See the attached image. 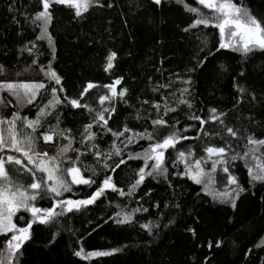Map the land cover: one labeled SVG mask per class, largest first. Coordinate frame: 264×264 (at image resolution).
<instances>
[{
	"label": "trees",
	"instance_id": "obj_1",
	"mask_svg": "<svg viewBox=\"0 0 264 264\" xmlns=\"http://www.w3.org/2000/svg\"><path fill=\"white\" fill-rule=\"evenodd\" d=\"M29 1L41 7L39 0ZM184 2L208 12L196 0ZM234 2L243 4L264 21V0ZM8 3L9 0H0V18L6 12ZM100 4L103 6L91 7L83 18H75L74 11L63 5L51 9L53 20L48 31L53 37L55 58L47 41L36 40L39 27L32 24L30 42L35 43L36 48L28 53L37 61L35 69L41 73L39 65H47L51 61L52 67L63 78L66 93H60L61 97L67 94L76 98L87 83L97 85L82 101L94 110L102 107L99 96L107 93L102 85L120 77L122 80L117 90L127 89L126 97L123 100L117 97L111 102L105 101L103 105H115L116 112L109 120L113 130L126 124L136 132L153 131L151 121L157 117V110L152 105L160 104V114L163 115L167 102L168 107H175L176 111L168 112L164 119L169 126L175 124L176 130L189 139L181 140L176 149H169L165 153L169 170L167 179L146 177L134 197H121L115 192L106 191L96 203L80 211L66 213L52 225H33V239L25 243L17 264H264V248L256 247L264 237V183L252 185L249 182L244 160L238 159L230 165L231 174L241 187L248 189L241 193L235 209L231 205L213 201L204 195L200 185L176 175L183 170L182 164L176 167L172 165L177 150L191 147L198 158L205 143H222L217 135L196 138L200 131L199 122L188 119L189 113L203 118L209 115L210 109L215 108L226 113L224 119L229 126L264 138V52L256 50L245 56L231 49L216 51L218 29L200 25L184 31L195 17L176 0H162L159 6L153 4L152 0H100ZM108 4L112 7H108ZM30 42L29 48L32 47ZM208 49L213 50V55L208 56L203 65L196 67L197 59L207 56ZM109 50L115 51L117 57L114 67L105 72V56ZM192 68L195 70L189 71ZM41 75L43 81L49 84L43 73ZM185 80H191V84L184 83ZM238 87L245 88L247 92L241 103L237 104L240 95ZM185 88L188 92L183 98L192 105L191 108L178 103L180 92ZM248 93L255 95L256 100L253 101ZM3 97L5 101L12 100V105H7L5 116L19 111L21 116L30 119L35 118L39 108L50 98L47 94L38 96L33 104L17 108L10 96ZM57 117L60 128L71 129L76 137L73 149L78 148L83 153L79 164L83 175L91 176L99 183L105 171L92 152L79 142V133L85 124L91 122V116L84 109L62 104L53 120L37 130V135L49 125H55ZM204 129L215 132L220 126L209 121ZM170 130L167 127L161 132L167 135ZM92 131L96 133L93 143L101 151H108L113 143L111 133L97 126ZM60 139L54 136L53 141L47 144L42 139L38 140L43 147H56ZM148 143L141 140L138 144H131L126 154L141 152ZM232 143L235 151L242 155L246 141ZM67 156L75 158L76 153L70 151ZM142 164L141 160L134 159L117 169L113 174L117 186L127 191ZM21 179L27 182L28 177ZM216 180L223 188L226 184L225 174L218 171ZM95 187L73 186V193H67L64 197L82 199ZM145 192H149V195L145 196ZM165 204H179L180 208H165ZM154 205H159V208ZM37 206L49 207L50 203L47 199L39 200ZM140 206L148 211L135 213L134 223L117 225L109 219L122 209L131 211ZM23 215L27 218L26 213ZM142 224L151 226L152 235L141 228ZM53 233H56L55 240L49 243ZM217 242H220L219 247ZM2 246L3 240L0 239V251L3 250ZM80 248L85 253L112 248H122V251L110 256L81 259L74 255ZM249 249L252 251L248 252Z\"/></svg>",
	"mask_w": 264,
	"mask_h": 264
},
{
	"label": "snow or ice",
	"instance_id": "obj_2",
	"mask_svg": "<svg viewBox=\"0 0 264 264\" xmlns=\"http://www.w3.org/2000/svg\"><path fill=\"white\" fill-rule=\"evenodd\" d=\"M161 2L162 0H152V3L158 6ZM176 3L182 5L185 11L194 14L195 17L188 28L183 29L184 31L200 25L205 28L211 26L218 29L219 41L216 51L231 49L245 56L256 50L264 52V21L253 15L251 10L243 4L234 2V0H196L198 5H202L204 9L208 10V12H203L200 8L189 6L184 0H176ZM39 4L42 6L41 10L37 11L32 18V23L39 27V35L36 40L47 41L53 58H55L54 42L48 31V26L53 20L51 9L57 5H63L74 11L75 18H83L91 7L103 6L100 4V0H39ZM108 7H112V5L108 4ZM9 11H11V6ZM30 43L32 47L25 46L23 51L33 52L36 44ZM212 55L213 50L208 49L207 56L197 59L196 67L203 65L208 56ZM116 57L115 51H108L105 56V72L114 67ZM32 64L36 65L37 61L33 59ZM221 67L223 66L221 65ZM0 70H2V66H0ZM39 70L43 73L45 80L50 82L49 84L43 81H0V92H6L12 97L17 108L25 104H33L38 96L47 94L50 97L47 98V103L39 108L34 119H30L28 116L22 117L19 111H12L10 116L0 117V239L3 240L0 264H17L19 257L22 256L25 243L33 239V225H52L58 217L66 213L80 211L81 208L96 203L106 191L115 192L121 197H134L146 177L167 179L169 170L166 166L165 153L169 149H176L181 140L189 139L176 130L175 124L169 126L168 121L164 119L168 112L176 111L175 107H168L167 102L163 108V115L160 114V104L152 105L157 110V117L151 121L153 131L136 132L126 124L122 128L113 130L109 126V120L116 112L115 105L110 104L109 107H103V105L105 101L111 102L117 97L123 100L126 97L127 89L117 90V85H120L122 80L120 77L110 84L102 85L107 93L99 96V103L102 107L94 110L89 104L82 101L85 95L97 85L91 82L87 83L76 98L67 94L61 97L60 93H66L62 84L63 78L52 67L51 61L47 65H39ZM194 70V68L189 69V71ZM184 83L191 84V80H185ZM187 92V88L180 92L178 103L186 104L188 108H191L192 105L183 98ZM246 92L245 88L238 87L240 95L236 100L237 104L241 103ZM248 95L253 101L256 100L255 95L251 93ZM5 103L12 105V100L0 99V104ZM144 103L147 104L148 101H144ZM61 104L69 105L74 109H84L91 116V122L85 124L83 131L79 133V142L92 152L94 159L105 171V175L99 183L91 176L83 175L79 166L83 153L78 148H72L76 137L72 135L71 129L60 128L59 117H57L55 125H49L39 131L37 135V129L41 127L42 119L51 115V112ZM225 117V112L215 108L210 109L209 115L203 118L189 113L188 119L199 122L200 131L196 138H200L201 135L208 138L217 135L221 137L222 143L219 145L205 143L202 154L198 158L191 147L177 150L172 165L176 167L182 164L183 170L175 173L176 175L186 177L194 184L200 185L204 195L211 197L213 201L231 205L235 209L241 193L247 192L248 189L241 187L237 178L231 174L230 165L238 159L244 160L249 182L252 185L264 183V138H257L240 128L229 126L225 122ZM209 121L218 124L220 129L215 132L205 130L204 126ZM21 124L22 128L19 127ZM94 126L111 133L113 143L108 151H101L99 146L93 143L96 138V133L92 131ZM167 127H170L171 130L167 135H163L161 130ZM54 136L67 141L66 144L58 148L56 155L49 156L47 152L36 150L37 139H42L47 144L53 141ZM141 140L149 142L143 151L127 152L126 154L129 145L138 144ZM237 140L246 141L242 155L234 149L232 141ZM69 151L76 153L75 158L67 156ZM134 159L141 160L143 164L135 172L134 178L125 191L114 182L113 174L122 165H127L128 161ZM65 161H67L66 165ZM109 161L112 163L109 164ZM218 171L225 174L226 184L223 188L217 184ZM24 176L28 177L27 182L22 181L21 177ZM80 185L89 187L96 185V187L82 199L64 197V193L71 192L73 186ZM144 195L148 196L149 192H145ZM45 199L49 201V207L37 206V201ZM154 207L159 208V205H154ZM164 207L179 209L180 205L165 204ZM147 211L148 209L143 206L133 208L131 211L122 209L116 212L114 217L110 216L109 219H112L117 225L134 223L135 213ZM24 213L27 214V218L23 215ZM171 222L170 220L169 223ZM141 228L148 230L149 235H152L149 224H142ZM189 231L192 230L189 229ZM55 236L56 233H53V239L49 243L54 242ZM219 246L220 242H217V247ZM256 247L264 248V237H261V243ZM120 251L122 248L85 253L84 249L80 248L74 252V255L81 259H89L114 255ZM251 251L252 249L248 250V252Z\"/></svg>",
	"mask_w": 264,
	"mask_h": 264
},
{
	"label": "rangeland",
	"instance_id": "obj_3",
	"mask_svg": "<svg viewBox=\"0 0 264 264\" xmlns=\"http://www.w3.org/2000/svg\"><path fill=\"white\" fill-rule=\"evenodd\" d=\"M10 6L11 11H9ZM41 7L39 8L37 4L31 3L29 0H9L7 10L0 18V66H2V70H0V81H43L41 73H39L32 64L33 58L27 51H23L25 46L28 47L30 38L33 34L32 18ZM4 95L8 94L6 92H0V99L4 100ZM27 106L28 105L25 104L20 108H25ZM61 108L62 104L54 109L51 115L44 117L41 121V127L50 123L57 111ZM6 111L7 104H0V117H4ZM19 127L22 128L23 125L21 124ZM66 143L67 141L60 139L56 147H43L37 139L36 150L47 152L49 156H54L58 148ZM73 147L74 142L72 144V148ZM67 193H73V187L72 191ZM67 193H64V195Z\"/></svg>",
	"mask_w": 264,
	"mask_h": 264
}]
</instances>
